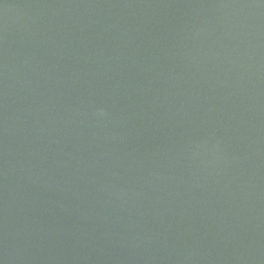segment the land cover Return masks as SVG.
<instances>
[{"label":"water","instance_id":"obj_1","mask_svg":"<svg viewBox=\"0 0 264 264\" xmlns=\"http://www.w3.org/2000/svg\"><path fill=\"white\" fill-rule=\"evenodd\" d=\"M0 264H264V0H0Z\"/></svg>","mask_w":264,"mask_h":264}]
</instances>
